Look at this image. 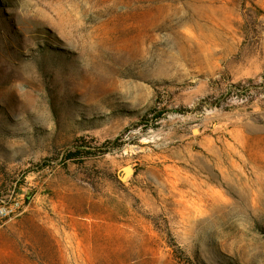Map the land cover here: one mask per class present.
<instances>
[{
	"label": "rangeland",
	"instance_id": "obj_1",
	"mask_svg": "<svg viewBox=\"0 0 264 264\" xmlns=\"http://www.w3.org/2000/svg\"><path fill=\"white\" fill-rule=\"evenodd\" d=\"M0 264H264V0H0Z\"/></svg>",
	"mask_w": 264,
	"mask_h": 264
},
{
	"label": "water",
	"instance_id": "obj_2",
	"mask_svg": "<svg viewBox=\"0 0 264 264\" xmlns=\"http://www.w3.org/2000/svg\"><path fill=\"white\" fill-rule=\"evenodd\" d=\"M123 172H124V175L126 176V175H128L130 173V169L129 168H125L123 170Z\"/></svg>",
	"mask_w": 264,
	"mask_h": 264
}]
</instances>
